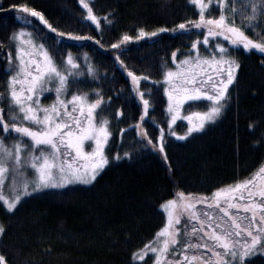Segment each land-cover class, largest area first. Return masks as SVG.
I'll use <instances>...</instances> for the list:
<instances>
[{
  "label": "snow or ice",
  "instance_id": "1",
  "mask_svg": "<svg viewBox=\"0 0 264 264\" xmlns=\"http://www.w3.org/2000/svg\"><path fill=\"white\" fill-rule=\"evenodd\" d=\"M189 3L198 10L195 17L172 28L146 31L141 27L136 36L125 32L110 46L119 49L128 41L167 31L194 36L188 49L171 52L172 66L167 61L162 64L160 79L127 69L117 55L130 77V94L141 108L139 118L128 127L136 132L140 147L162 153L165 160L164 127L156 139L144 127L145 117L155 122V117L149 116L155 106L153 86L162 88L167 97L168 132L185 139L216 122L232 100L230 88L241 67L233 53L242 48L264 55V0ZM79 4L86 10L84 19L97 28L101 20L111 24V14L98 15L91 0H79ZM11 7L23 25L10 32L7 41L0 40V64L6 73L0 88V202L13 213L33 192L92 184L110 162L131 159L133 152L109 155L106 150L113 137L112 120L119 122L124 112L113 107V97L101 88L80 87L86 77L99 80L88 54L84 53V67L71 50L54 54L33 18L58 37H84L55 28L43 11L27 3ZM142 81H151L153 86H142ZM50 94L55 98L43 103L41 98ZM198 103H204L205 109L192 110ZM181 118L188 122L182 134L172 130ZM255 127V123L249 124V128ZM119 132L123 134L125 129ZM261 142L264 132L256 141ZM160 207L167 220L151 239L130 253L132 264H253L256 257L264 262V164L249 177L218 187L211 195L179 191ZM6 232L7 226L0 223V237ZM0 264H9L3 252Z\"/></svg>",
  "mask_w": 264,
  "mask_h": 264
},
{
  "label": "trees",
  "instance_id": "2",
  "mask_svg": "<svg viewBox=\"0 0 264 264\" xmlns=\"http://www.w3.org/2000/svg\"><path fill=\"white\" fill-rule=\"evenodd\" d=\"M91 2L98 15L111 14V24L101 20L97 28L84 19L86 10L79 0H0V40L7 41L9 33L23 25L17 10L11 7L20 3L43 11L55 28L84 37H58L33 18L54 54L71 50L80 58L82 67L84 53L88 54L99 80L86 77L80 87L101 88L106 96L113 97V107L124 112L119 122L112 120L109 155L133 152L131 159L110 162L91 185L38 191L24 199L13 213L0 203V223L7 226L6 234L0 237V252L9 264H132L130 253L166 222L160 207L163 201L179 191L211 195L218 187L249 177L264 164V142L256 143L264 132V123H259L264 121V55L242 48L233 53L241 67L225 112L202 132L184 140L165 133V160L162 153L140 147L136 132L128 127L139 118L141 108L130 94V79L117 55L127 69L160 79L162 64L167 61L172 66L171 52L188 49L194 36L167 31L128 41L119 49L110 46L125 32L136 36L141 27L146 31L172 28L195 17L198 10L189 0ZM5 80L0 64V88ZM142 84L153 86L151 81ZM153 91L155 106L149 116H154L155 122L147 117L144 127L156 139L160 127H166L168 115L163 89L153 86ZM250 123L256 127L249 128ZM120 128L125 129L123 134ZM253 264L264 262L256 257Z\"/></svg>",
  "mask_w": 264,
  "mask_h": 264
},
{
  "label": "rangeland",
  "instance_id": "3",
  "mask_svg": "<svg viewBox=\"0 0 264 264\" xmlns=\"http://www.w3.org/2000/svg\"><path fill=\"white\" fill-rule=\"evenodd\" d=\"M19 20V19H18ZM20 22H22L21 20H19ZM201 51L203 52L204 50H203V48L201 49ZM253 51H255V52H257L256 50H253ZM257 53H259V52H257ZM260 54V53H259ZM127 76H128V73H127ZM129 77V76H128ZM129 79H130V77H129ZM144 82V81H143ZM143 82H141V84L143 83ZM142 86H144L143 84H142ZM231 89V88H230ZM166 96V95H165ZM55 97H54V94H50V95H47L46 96V98L45 97H42L41 98V100H42V102L43 103H50L53 99H54ZM166 102H167V97H166ZM205 109V104L204 103H198V104H196V105H194L193 106V109L192 110H204ZM166 110H167V108H166ZM107 114V113H106ZM184 114H187V104L185 105V113ZM145 118H147V117H145ZM187 124H188V122L187 121H185V120H183L182 118L181 119H178L177 120V122H176V124H174L173 126H172V130H174L175 132H177V133H180V134H182L185 130H186V128H187ZM165 129V133H167V134H169L170 135V133L168 132V125H166V127L164 128ZM170 136H172V135H170ZM174 139H179L178 137H176V136H172ZM188 138V137H187ZM186 139V138H185ZM182 140H184V139H182ZM111 142V141H110ZM110 146V144L108 145V147ZM108 147H107V149L106 150H108ZM158 152V151H157ZM158 153H160V152H158ZM105 168H106V166H105ZM104 168V169H105ZM104 171V170H103ZM102 171V172H103ZM101 172V173H102ZM100 173V174H101ZM94 183V182H93ZM74 185H91V184H82V183H75V184H71V185H66L64 188H66V187H70V186H74ZM46 189H63V188H44V189H42V190H46ZM6 191H7V187H6V189H5ZM41 191V190H40ZM38 192V191H37ZM33 193H36V192H33ZM33 193H31V195L33 194ZM30 195H28V196H26V197H24L23 199H22V201H21V203L24 201V199H26L27 197H29ZM0 203H2V202H0ZM198 207H200V206H198ZM7 210V209H6ZM165 215H166V213H165ZM166 220H167V216H166Z\"/></svg>",
  "mask_w": 264,
  "mask_h": 264
}]
</instances>
